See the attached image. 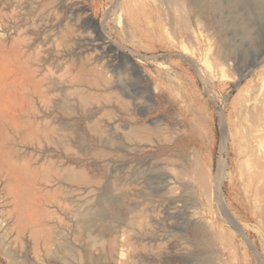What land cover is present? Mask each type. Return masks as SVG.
Returning a JSON list of instances; mask_svg holds the SVG:
<instances>
[{
  "label": "rangeland",
  "instance_id": "374dc122",
  "mask_svg": "<svg viewBox=\"0 0 264 264\" xmlns=\"http://www.w3.org/2000/svg\"><path fill=\"white\" fill-rule=\"evenodd\" d=\"M263 48L264 0H0V264H264Z\"/></svg>",
  "mask_w": 264,
  "mask_h": 264
},
{
  "label": "crops",
  "instance_id": "0c3cea01",
  "mask_svg": "<svg viewBox=\"0 0 264 264\" xmlns=\"http://www.w3.org/2000/svg\"><path fill=\"white\" fill-rule=\"evenodd\" d=\"M84 1L85 3L88 4L89 11H92V12L99 10V5L102 2V0H84Z\"/></svg>",
  "mask_w": 264,
  "mask_h": 264
},
{
  "label": "water",
  "instance_id": "95a60500",
  "mask_svg": "<svg viewBox=\"0 0 264 264\" xmlns=\"http://www.w3.org/2000/svg\"><path fill=\"white\" fill-rule=\"evenodd\" d=\"M95 25L99 28V27H101V25H102V23H100L99 21H95ZM111 37V36H110ZM112 38V37H111ZM263 53H264V48H263V50H261L260 51V53L258 54V60L257 61H255L254 62V65H257L258 64V62H259V60L261 59V57L263 56ZM247 71L248 70H246V71H244V74H246L247 73ZM222 189V188H221Z\"/></svg>",
  "mask_w": 264,
  "mask_h": 264
},
{
  "label": "built area",
  "instance_id": "2783aa9c",
  "mask_svg": "<svg viewBox=\"0 0 264 264\" xmlns=\"http://www.w3.org/2000/svg\"><path fill=\"white\" fill-rule=\"evenodd\" d=\"M204 90H205V93L207 94V95H209V93L207 92V87H206V85H204ZM212 96V95H211ZM213 99H215L214 97H211V100L213 101ZM215 101H216V99H215ZM214 106H215V108L216 109H219L218 110V115H219V118H220V114L222 113V107L220 106V104L216 101V104H214Z\"/></svg>",
  "mask_w": 264,
  "mask_h": 264
},
{
  "label": "bare ground",
  "instance_id": "6f19581e",
  "mask_svg": "<svg viewBox=\"0 0 264 264\" xmlns=\"http://www.w3.org/2000/svg\"><path fill=\"white\" fill-rule=\"evenodd\" d=\"M1 90H3V89H1ZM0 115H1V114H0ZM15 172H16V171H15ZM15 172H14V173H15ZM12 173H13V172H12Z\"/></svg>",
  "mask_w": 264,
  "mask_h": 264
}]
</instances>
